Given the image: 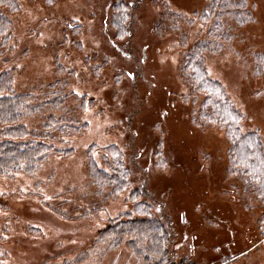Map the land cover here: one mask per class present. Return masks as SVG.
<instances>
[{"label": "rangeland", "instance_id": "rangeland-1", "mask_svg": "<svg viewBox=\"0 0 264 264\" xmlns=\"http://www.w3.org/2000/svg\"><path fill=\"white\" fill-rule=\"evenodd\" d=\"M212 2L17 0L0 9L11 22L0 76L12 92L35 103L67 96L66 109L22 124L40 129L51 114L79 124L35 173L0 175V264H148L144 242H111L115 224L147 217L140 203L174 234L177 261L264 264V191L236 172L224 129L200 118L204 97L182 73L190 50L208 44V76L264 148V0H216L208 16ZM122 15L129 35L114 22ZM110 146L130 169L118 193L91 176L92 158L107 169Z\"/></svg>", "mask_w": 264, "mask_h": 264}, {"label": "trees", "instance_id": "trees-1", "mask_svg": "<svg viewBox=\"0 0 264 264\" xmlns=\"http://www.w3.org/2000/svg\"><path fill=\"white\" fill-rule=\"evenodd\" d=\"M215 2L216 0H213L208 16L212 15ZM228 3L229 0H226V7ZM1 8L15 10L17 0H0ZM115 19H117L114 20L115 24L129 35L130 31L124 23L126 16H118ZM10 27V19L0 10V45H5L10 38ZM207 46L208 44H200L190 50L184 59L182 73L192 90L204 97L199 110L200 118L211 126L224 129L230 142L231 164L236 172H242L258 182L260 185L257 190L263 192L264 148L261 136L258 131H242L243 114L234 107L219 81L208 76L203 54ZM11 83L8 75L0 76V175L35 173L50 155L65 152V149H58L54 144L56 141H62L63 137L76 133L79 124L75 117L67 118L66 115L56 117L51 114L40 129H29L22 124L24 118L42 109L63 110L67 96L47 97L46 100L35 103L36 97L32 94L13 93ZM104 158L107 169L100 168L92 158V179L100 187H110L114 193L122 192L131 183L130 169L124 164L122 151L110 146ZM248 178L246 180L254 186ZM138 193L144 195L143 190H139ZM138 205L142 208L137 211L138 214L147 217L127 219L115 224L111 230L112 244L116 245L125 235H130L134 237L135 243L144 242L145 245H138V250L140 254L145 255L148 264H195L187 261V258L176 260L173 242L175 237L172 231L153 216L150 205L146 203Z\"/></svg>", "mask_w": 264, "mask_h": 264}]
</instances>
